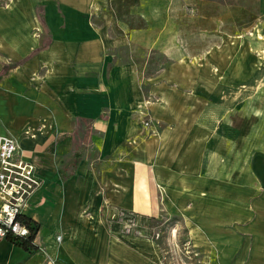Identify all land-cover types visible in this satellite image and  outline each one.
Returning <instances> with one entry per match:
<instances>
[{
    "label": "crops",
    "instance_id": "obj_1",
    "mask_svg": "<svg viewBox=\"0 0 264 264\" xmlns=\"http://www.w3.org/2000/svg\"><path fill=\"white\" fill-rule=\"evenodd\" d=\"M261 28L264 0L1 1L0 133L43 185L36 247L2 238L0 264H166L162 217L231 208L233 93L264 87Z\"/></svg>",
    "mask_w": 264,
    "mask_h": 264
},
{
    "label": "rangeland",
    "instance_id": "obj_2",
    "mask_svg": "<svg viewBox=\"0 0 264 264\" xmlns=\"http://www.w3.org/2000/svg\"><path fill=\"white\" fill-rule=\"evenodd\" d=\"M257 33L264 49V31L261 28ZM261 80L264 82V73ZM233 115L238 121L241 116V124L238 122L233 130L232 166L226 173L232 182L231 208L224 210L222 201L217 200L212 215L200 214L208 209L197 211L186 206L184 215L162 217L149 237L166 264H201L203 258H213L217 264L223 257L237 264H251L255 258H264V214L257 215L255 210L256 198L264 196V87H248L241 96L233 93ZM220 173L223 176V170L217 169L216 174ZM242 175L244 179H240ZM200 203L201 209L207 204ZM195 241L214 248H196Z\"/></svg>",
    "mask_w": 264,
    "mask_h": 264
},
{
    "label": "built area",
    "instance_id": "obj_3",
    "mask_svg": "<svg viewBox=\"0 0 264 264\" xmlns=\"http://www.w3.org/2000/svg\"><path fill=\"white\" fill-rule=\"evenodd\" d=\"M42 185L35 164L22 157L17 139L10 133H0V239L31 235V228L19 217ZM57 240H62L61 234Z\"/></svg>",
    "mask_w": 264,
    "mask_h": 264
},
{
    "label": "trees",
    "instance_id": "obj_4",
    "mask_svg": "<svg viewBox=\"0 0 264 264\" xmlns=\"http://www.w3.org/2000/svg\"><path fill=\"white\" fill-rule=\"evenodd\" d=\"M19 218L31 228V235L27 238H12L11 240L27 249L35 248L34 238L38 232V225L26 215H21Z\"/></svg>",
    "mask_w": 264,
    "mask_h": 264
}]
</instances>
